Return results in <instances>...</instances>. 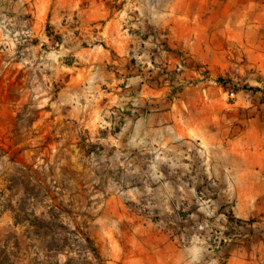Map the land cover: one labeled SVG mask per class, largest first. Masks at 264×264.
Returning <instances> with one entry per match:
<instances>
[{
	"label": "rangeland",
	"instance_id": "374dc122",
	"mask_svg": "<svg viewBox=\"0 0 264 264\" xmlns=\"http://www.w3.org/2000/svg\"><path fill=\"white\" fill-rule=\"evenodd\" d=\"M68 1L0 0V264H264V92L248 69L212 77L182 55L176 141L124 147L118 122L75 109Z\"/></svg>",
	"mask_w": 264,
	"mask_h": 264
},
{
	"label": "crops",
	"instance_id": "0c3cea01",
	"mask_svg": "<svg viewBox=\"0 0 264 264\" xmlns=\"http://www.w3.org/2000/svg\"><path fill=\"white\" fill-rule=\"evenodd\" d=\"M74 2L75 109L96 107L108 131L118 122L112 141L124 147L176 141L182 81L194 78L192 68L175 74L182 55L212 77L231 65L239 79L246 68L264 92V0Z\"/></svg>",
	"mask_w": 264,
	"mask_h": 264
},
{
	"label": "built area",
	"instance_id": "2783aa9c",
	"mask_svg": "<svg viewBox=\"0 0 264 264\" xmlns=\"http://www.w3.org/2000/svg\"><path fill=\"white\" fill-rule=\"evenodd\" d=\"M187 62H188L187 58H182L174 69L175 74L181 78H182L183 73L187 67V64H188ZM183 83L191 85L193 83V80H189V79L184 80V78H183ZM230 96L232 97L233 94H230Z\"/></svg>",
	"mask_w": 264,
	"mask_h": 264
}]
</instances>
